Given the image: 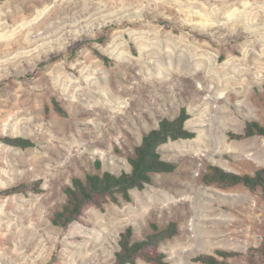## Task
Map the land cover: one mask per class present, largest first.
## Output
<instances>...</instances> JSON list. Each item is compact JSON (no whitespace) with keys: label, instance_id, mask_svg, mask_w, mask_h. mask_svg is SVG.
I'll return each mask as SVG.
<instances>
[{"label":"rangeland","instance_id":"rangeland-1","mask_svg":"<svg viewBox=\"0 0 264 264\" xmlns=\"http://www.w3.org/2000/svg\"><path fill=\"white\" fill-rule=\"evenodd\" d=\"M263 86L264 0H0V137L37 143L0 139V264H115L126 226L143 239L172 221L178 234L160 244L169 264L218 249L264 264L262 189L203 179L213 164L264 167L263 135L232 136L264 125ZM183 106L196 136L160 147L175 171L131 201L52 223L74 176L130 171L143 135ZM37 179L40 193H1Z\"/></svg>","mask_w":264,"mask_h":264},{"label":"trees","instance_id":"trees-1","mask_svg":"<svg viewBox=\"0 0 264 264\" xmlns=\"http://www.w3.org/2000/svg\"><path fill=\"white\" fill-rule=\"evenodd\" d=\"M56 106L59 112L65 113L58 102H56ZM189 118L190 113L187 107L183 106L175 118L164 117L159 121L157 127L145 133L141 142L135 146L134 154L128 157L131 165L130 171L124 170L116 174L110 170H103L88 173L85 178L74 176L72 183L65 187L67 202L61 209L55 211L52 223L68 227L74 222L82 221L87 210L93 206L103 210L104 205L108 202L118 203L121 198L131 201L132 190L146 188L152 182L153 174L175 171L177 165L163 158L160 147L170 140L195 137L196 132L186 126ZM254 135L264 136V125L256 120L248 121L242 133H232V136L236 138ZM0 139L6 144L20 148L37 145L33 139L24 136L4 135ZM95 166L97 170H101L102 162L96 160ZM203 179L207 183L225 186L243 184L251 189L260 188L264 193V167L257 169L253 174H242L213 164ZM28 191L42 192V179L8 187L1 193L15 194ZM151 227L152 231L146 234L143 239L135 238L131 225L125 227L120 233L119 249L115 253V264H139V260H145L151 264H169L167 253L161 249L160 244L165 239L178 234V223L172 221L164 227L152 223ZM236 256H238V252L234 250L218 249L216 254L199 253L193 257V260L202 264H232L230 259ZM53 260L47 264H52Z\"/></svg>","mask_w":264,"mask_h":264}]
</instances>
